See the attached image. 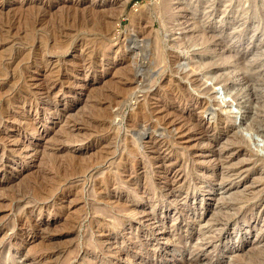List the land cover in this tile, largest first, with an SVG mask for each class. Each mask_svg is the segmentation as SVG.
I'll use <instances>...</instances> for the list:
<instances>
[{
	"label": "rangeland",
	"instance_id": "1",
	"mask_svg": "<svg viewBox=\"0 0 264 264\" xmlns=\"http://www.w3.org/2000/svg\"><path fill=\"white\" fill-rule=\"evenodd\" d=\"M124 1L0 0V264H264V0Z\"/></svg>",
	"mask_w": 264,
	"mask_h": 264
},
{
	"label": "bare ground",
	"instance_id": "2",
	"mask_svg": "<svg viewBox=\"0 0 264 264\" xmlns=\"http://www.w3.org/2000/svg\"><path fill=\"white\" fill-rule=\"evenodd\" d=\"M126 2H127V1L125 0V1L123 2V5H125ZM168 3H169V2H168ZM166 4H167V3H166ZM79 12H80V11H79ZM89 13H90V12H89ZM30 14H31V13H30ZM32 14H33V13H32ZM148 14H149V13H148ZM26 16H27V15H26ZM82 16H83V15H82ZM94 16H95V15H94ZM103 16H104V15H103ZM33 17H34V16H33ZM141 17H143V15H141L140 18H141ZM145 17H146V15H145ZM25 18H26V17H25ZM29 18H30V17H29ZM31 18H32V17H31ZM62 18H63V17H62ZM81 18H82V17H81ZM98 18H99V17H98ZM147 18H148V17H147ZM7 19H8V18H7ZM38 20H39L38 17H37L36 19L32 18V20H26V25H25V28H24V29H25L24 31H25V33H26V34H25L26 36L24 37L25 42H27V43H32V42H34V41L36 40V38H38V36H37V32H36V31H37V26H38V24H37ZM40 20H41V19H40ZM140 20H141V19H140ZM80 21H81V20H80ZM104 21H105V20H104ZM106 21H107V20H106ZM0 22H1V21H0ZM108 22H110V21L108 20ZM108 22H106V23L108 24ZM103 23H104V22H103ZM107 24H106V25H107ZM12 25H13V24H12ZM12 25H11V26H12ZM106 25H105V26H106ZM109 25H110V24H109ZM102 26H103V25H102ZM80 27H81V26H80ZM82 27H83V25H82ZM110 27H111V25H110ZM10 28H11V27H10ZM10 28L8 27V29H7L6 31L10 30ZM53 28H54V27H53ZM98 28H99V27H98ZM58 29H60V28H58ZM100 29H101V28H100ZM54 30H55V28H54ZM54 30H53V31H54ZM56 31L59 32V30H56ZM56 31L53 32V35H52V36H55L54 33H55ZM100 31H101V30H100ZM4 32H5V31H4ZM8 32H10V31H8ZM68 32H69V31H68ZM106 32H107V29H106ZM50 33H51V32H50ZM59 33H60V32H59ZM107 33H108V32H107ZM6 34H7V32H6ZM9 34H10V33H9ZM56 34H57V33H56ZM101 34H102V33H101ZM0 35H1V34H0ZM7 36H8V35H7ZM41 36H42V40H43V41H46V35H41ZM56 36H57V35H56ZM5 37H6V36H5ZM57 37H58V36H57ZM55 40H56V39H55ZM43 41H41V43H42ZM57 43H58V42H57ZM55 44H56V43H55ZM60 44H63V43L60 42ZM43 45H45L44 49H45V52H46V48H47V46H46V44H43ZM52 46H53V45H52ZM57 46H58V45H57ZM63 46H64V45H63ZM96 46H97V45H96ZM54 47H55V45H54ZM40 49H41V48H40ZM44 49H43V51H44ZM8 50H9V49H8ZM103 50H104V49H103ZM43 51H42V52H43ZM98 51H99V50H98ZM91 52H92V51H91ZM96 52H97V51H96ZM1 55H2V54H1ZM1 55H0V57H1ZM5 55H6V54H5ZM2 56H3V55H2ZM2 58H3V57H2ZM0 65H1V63H0ZM45 66H46V64H45ZM126 73H127V72H126ZM16 74H17V73H16ZM52 74H53V72H52ZM54 74H56V73H54ZM54 74H53V75H54ZM53 75L50 76L49 78H50L51 80L58 81V80H59V79H58V78H59L58 75H54V76H53ZM59 81H60V80H59ZM59 81H58V82H59ZM60 82H61V81H60ZM62 82H63V81H62ZM63 83H64V82H63ZM11 86H12V85H11ZM112 86H113V85H112ZM172 91H174V90H172ZM126 94H127V93H126ZM162 96H163V95H162ZM168 97H169V96H168ZM175 97H176V96H175ZM182 99H183V98H182ZM53 103H54V102H53ZM13 105H14V104H13ZM56 105H57V104H56ZM145 106H146V105H145ZM49 108H50V107H49ZM141 108H142V107H141ZM143 108H144V107H143ZM143 108H142V109H143ZM146 108H147V106H146ZM146 108H145V109H146ZM99 109H100V108H99ZM106 109H107V108H106ZM139 109H140V108H139ZM145 109H143V110L145 111V112H143V114H145L146 111H147V110H145ZM148 109H149V108H148ZM137 110H138V109H137ZM148 111H149V110H148ZM105 112H108V111L105 110ZM141 112H142V110H141ZM101 113H102V112H101ZM139 113H140V111H139ZM143 117H144V116H143ZM147 117H148V115H147ZM145 118H146V117H145ZM145 118H144V119H145ZM158 118H159V117H158ZM151 120H152V119H151ZM142 121H144V120H142ZM145 121H146V120H145ZM145 121H144V122H145ZM140 122H141V121H140ZM136 124H137V123H136ZM32 129H33V128H32ZM144 129H145V128H144ZM144 129H143V130H144ZM144 133H146V132L144 131ZM141 135H143V133H142ZM139 138L142 139V136H140ZM36 149H37V148H36ZM133 149H134V148H133ZM133 151H135V150H133ZM4 152H5V151H4ZM136 153H137V152H136ZM69 156H71V155H69ZM72 157H73V156H72ZM105 157H106V156H105ZM63 158H64V155H63ZM68 158H69V157H68ZM75 158H76V157H75ZM53 159H54V157H53ZM76 159H77V158H76ZM28 160H29V159H28ZM46 160H47V159H46ZM63 160H64V159H63ZM65 160H66V158H65ZM73 160H74V158H73ZM78 160H79V158H78ZM49 161H50V160H49ZM54 161H55V160H54ZM159 161H160V160H159ZM163 161H164V160H163ZM67 162H68V164H70L72 161H70V163H69V159H68ZM67 162H66V163H67ZM76 162L79 163L78 161H76ZM63 163H64V161H62V164H63ZM163 163H164V162H163ZM50 164H52V162H51ZM58 164H59V163H58ZM68 164H67V165H68ZM71 164H73V162H72ZM71 164H70V165H71ZM79 164H80V163H79ZM79 164H77V166H78ZM44 165H45V164H44ZM75 165H76V164H75ZM75 165H74V166H75ZM81 165H83V164H81ZM51 166H52V165H51ZM51 166H50V167H51ZM55 166H56V165H55ZM72 166H73V165H72ZM84 166H85V164H84ZM59 167L65 169V166L63 167V165H62V166L60 165ZM59 167H58V168H59ZM67 167H68V166H67ZM67 167H66V168H67ZM80 167H81V166H80ZM80 167H76V168H80ZM70 168H71V167H70ZM72 168H73V167H72ZM82 168H84V167L82 166ZM82 168H80V170H83ZM54 169H55V168H54ZM54 169H53V171H54ZM74 169H75V168H74ZM56 170H57V169H56ZM59 170H60V169H59ZM80 170H79V171H80ZM120 170H121V169H120ZM31 171H32V170H31ZM61 171H62V170H61ZM63 171H64V170H63ZM63 171H62V172H63ZM66 171H67V169H66ZM66 171H65V174H66ZM83 171H84V170H83ZM83 171H81V172H83ZM55 172H56V171H55ZM71 172H72V170H71ZM6 173H7V172H6ZM56 173L58 174V172H56ZM73 173H74V172H73ZM57 174H55L54 176H56ZM62 174H64V173H62ZM68 174L71 175L72 173H68ZM107 174H108V173H107ZM52 175H53V174H52ZM32 176H33V175H32ZM64 176H66V175H64ZM64 176H63V177H64ZM51 177H52V176H51ZM54 178H55V177H53V179H54ZM58 178H59V177H58ZM64 178H65V177H64ZM54 180H55V179H54ZM60 180H62V179H60ZM60 180H59V181H60ZM24 181H25V180H24ZM52 181H53V180H52ZM56 181H57V179H56ZM60 182H61V181H60ZM232 182H233V181H232ZM53 183H54V181H53ZM51 184H52V183H51ZM58 184H59V182H57L55 185L58 186ZM60 184H61V183H60ZM49 185H50V184H49ZM52 185H53V184H52ZM55 185H54V186H55ZM46 186H47V185H46ZM54 186H53V188H54ZM56 186H55V187H56ZM7 187H8V186H7ZM50 188H51V189H50V192H51V190H52V186H50ZM57 188H58V187H57ZM46 190H47V192L49 191V189H47V188H46ZM50 192H49V193H50ZM45 193H46V192H45ZM44 195H45V194H44ZM118 200H119V199H118ZM118 200H117V201H118ZM258 214H259V211H258ZM257 216H258V215H257ZM107 225H108V224H107ZM95 228H96V227H95ZM26 230H27V229H26ZM33 246H34V245H33ZM121 252H122V251H121Z\"/></svg>",
	"mask_w": 264,
	"mask_h": 264
}]
</instances>
